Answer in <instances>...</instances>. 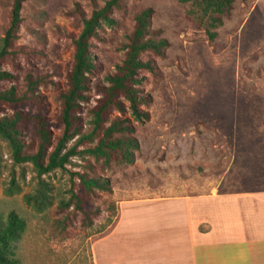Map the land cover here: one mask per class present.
I'll use <instances>...</instances> for the list:
<instances>
[{
    "label": "rangeland",
    "instance_id": "374dc122",
    "mask_svg": "<svg viewBox=\"0 0 264 264\" xmlns=\"http://www.w3.org/2000/svg\"><path fill=\"white\" fill-rule=\"evenodd\" d=\"M106 1L24 0L19 25L0 59V70L15 78L2 82V88L22 89L28 72L42 76L39 92L48 116L53 117L59 108V91L65 88L72 39L82 27V18ZM12 4L13 0H0V50ZM145 7L154 12L151 28L161 29L169 46L163 58L142 55L154 60L158 73L139 74L140 88L152 101L143 107L150 120L133 121L139 141L137 162L144 161L151 172L159 165L177 172L178 177L185 173L198 175L204 184L221 182L225 191L264 188V0H234L212 43L186 19L188 4L116 0L109 14L111 21H101L91 39L92 54L100 64L94 79L102 80L120 63L133 15ZM90 105L81 113L85 133L91 130ZM74 143L72 140L67 146ZM88 160L92 162L90 156L75 155L66 169L42 176L51 185L52 204L37 213L23 201L36 186V172L28 162L15 164L7 143L0 138V212L5 216L14 210L27 223L16 244L20 264H92L91 231L94 227V233L101 232L113 222V194L99 193L94 200L101 213L90 227L81 225V214L72 207L57 212L58 202L69 197V171H83ZM125 166L114 165L97 173L110 178L113 186ZM65 214L70 215L71 225L61 232L52 223Z\"/></svg>",
    "mask_w": 264,
    "mask_h": 264
},
{
    "label": "trees",
    "instance_id": "16d2710c",
    "mask_svg": "<svg viewBox=\"0 0 264 264\" xmlns=\"http://www.w3.org/2000/svg\"><path fill=\"white\" fill-rule=\"evenodd\" d=\"M23 1L13 0L0 59L19 25ZM179 1L189 5L186 19L204 33L209 43L217 37V29L230 14L234 3V0ZM114 5L116 0L106 1L103 6L93 9L88 17L82 18V27L72 39L73 52L70 67L64 75L65 88L59 91V108L53 117L48 116L44 96L39 92L44 81L42 76L28 72L23 77L22 89L15 86L2 88V82H10L15 76L0 70V138L7 143L12 161L15 164L30 163L37 176L35 188L23 196V201L37 213L43 212L52 201L51 185L42 176L56 169H66L75 155L90 156L92 162L86 161L83 171H69V197L57 205L58 213L70 207L79 212L80 223L85 227H90L101 213L99 206L94 205L99 193L113 192L110 178L97 171L105 172L114 165L133 163L139 150L133 121L150 120L149 111L143 107L152 100L140 88L139 74L142 71L152 75L158 72L154 60L151 57L143 59L142 55L163 58L169 46L162 30L151 28L153 9L142 8L133 15L132 29L121 47L123 58L120 63L102 80L94 79L100 64L92 54L91 39L97 35L101 21H111L109 14ZM90 103L87 112L91 116V130L85 133L81 113ZM54 130L58 132L54 133ZM72 140L75 143L68 147ZM114 206L111 204L115 217ZM52 225L64 232L71 225L70 215L54 219ZM26 227V220L14 210L5 216L0 212V264H20L16 244Z\"/></svg>",
    "mask_w": 264,
    "mask_h": 264
},
{
    "label": "crops",
    "instance_id": "0c3cea01",
    "mask_svg": "<svg viewBox=\"0 0 264 264\" xmlns=\"http://www.w3.org/2000/svg\"><path fill=\"white\" fill-rule=\"evenodd\" d=\"M143 164L136 152L114 180L116 215L91 231L92 264H264V188L225 191Z\"/></svg>",
    "mask_w": 264,
    "mask_h": 264
}]
</instances>
